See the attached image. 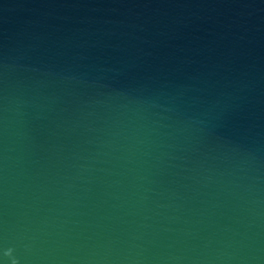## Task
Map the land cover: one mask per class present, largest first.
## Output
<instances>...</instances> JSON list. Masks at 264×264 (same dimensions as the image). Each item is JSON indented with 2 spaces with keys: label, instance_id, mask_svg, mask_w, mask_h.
Segmentation results:
<instances>
[{
  "label": "water",
  "instance_id": "obj_1",
  "mask_svg": "<svg viewBox=\"0 0 264 264\" xmlns=\"http://www.w3.org/2000/svg\"><path fill=\"white\" fill-rule=\"evenodd\" d=\"M0 264H264V0H0Z\"/></svg>",
  "mask_w": 264,
  "mask_h": 264
}]
</instances>
